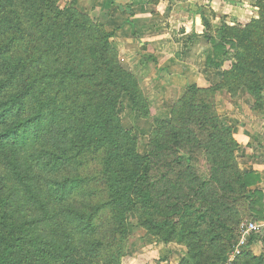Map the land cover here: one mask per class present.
<instances>
[{
	"label": "rangeland",
	"instance_id": "374dc122",
	"mask_svg": "<svg viewBox=\"0 0 264 264\" xmlns=\"http://www.w3.org/2000/svg\"><path fill=\"white\" fill-rule=\"evenodd\" d=\"M170 2L133 0L129 4L135 7L126 9L125 1V4L116 2L121 5L118 7L109 0H13L8 8L12 26L8 36L12 33L14 39L0 52V134L12 124L22 123L24 135L17 142L0 143V233L12 230L15 235L40 240L21 248L24 253L13 264H41L53 259L42 252V240L48 238V248L52 249L53 244L56 246L64 239L63 230L55 223L57 220L52 225L42 220L43 209L52 211L61 206H55L54 197L48 195L54 185L50 177L66 180L63 194L70 193L69 202L78 209L107 199L106 187L99 179L103 162L98 152L99 139L91 129L79 137L91 121L81 120L77 113L85 112L86 117L92 109L100 114L111 111L118 118L125 131L122 133L125 149L133 148L140 155L153 149L147 162L149 178L140 179L136 189L140 218L127 210L121 237H117L120 264H223L231 255L240 235V223L246 219L239 195L232 188L238 187V171L247 154L246 147L233 143L230 128L233 121L246 122L245 117L264 120V85L258 87L252 82L255 78L264 79V69L247 74L238 71L241 77L231 78L223 74L230 70L232 59L225 60L219 70L206 67L204 62L207 70H214L216 80L209 86L196 84L184 72L180 56L185 51L180 46L181 39L192 33L177 36L183 31L182 23L187 22L188 15L173 18L167 11ZM216 2L222 5L215 4L216 8L222 9L226 4ZM259 2L263 0L240 2L248 4L252 11L246 18L214 12L207 3L198 13L209 24L206 31L215 38L228 31L245 44L255 40L256 49L252 51L257 54V60H264V48L255 44L260 40L258 34L253 37L245 26V22L258 18ZM143 5L150 7V15H142ZM44 13L53 17L56 24L52 29L65 33L63 39L69 46L74 43L69 38L70 32L75 40L83 41L96 52L102 43L97 36L103 31L111 47L109 58L131 75L129 86L134 94L119 91L117 98L106 102L97 94H88L86 86L73 95L64 85L49 84L41 72L29 82L44 90L41 102L56 110L57 115L53 122L49 121L51 116L46 118L45 126L35 134L31 127L25 126V122L31 121L32 111L15 98L26 89L25 75L37 66L34 60L46 65L65 57L51 55L52 50L47 49L51 42H44L40 27L30 20L38 22L39 15ZM20 28L23 34L16 33ZM204 32L200 37L193 35L197 43L206 42ZM208 48L209 44L205 55ZM94 57L93 63L100 62L98 54ZM15 67L18 71L26 68L18 81L11 74ZM190 68L196 74L199 72L197 65ZM207 74L211 77V73ZM192 82L196 87L187 89ZM247 82L252 87H247ZM26 97V102L33 104L31 96ZM19 103L21 110L15 112L13 107ZM249 109L257 117L238 115ZM114 121H109L110 126ZM78 128L82 130L79 132ZM59 150L65 151L59 153L58 164L40 168L43 160L55 159ZM74 174H78L80 187L69 182ZM22 175H26L28 185L32 180L31 191L35 196L22 184ZM149 183L150 200L144 197ZM230 264L259 263L243 254Z\"/></svg>",
	"mask_w": 264,
	"mask_h": 264
},
{
	"label": "trees",
	"instance_id": "16d2710c",
	"mask_svg": "<svg viewBox=\"0 0 264 264\" xmlns=\"http://www.w3.org/2000/svg\"><path fill=\"white\" fill-rule=\"evenodd\" d=\"M38 1L41 2V0ZM12 5L13 0H0V52H3L7 47L6 45H9L14 39L12 33L8 36L9 32H11L9 29L12 27L11 20H9L10 11L8 8ZM257 6H259L260 10L258 18L245 22V26L253 37L258 34L260 40L258 39L255 44H258L260 48H264V0L263 2H259ZM39 16L40 21L38 22L30 20L32 24L36 23L40 27L39 31L44 42H51L52 46H48L47 49L52 50L51 55L55 53L56 55L65 57L62 60L54 59V63L48 62L46 65L34 60L33 62L37 66H33L32 70H27L28 74L25 75L26 79H28L26 89L20 91L17 94L18 98L15 99L21 101L26 110L32 111L33 116L30 118L31 121L29 124L25 122V126L32 128V133L38 134L41 128L45 126V119L51 116L49 121L53 122L57 115L56 110L41 102V99L44 101L42 98L44 90L36 89L34 84L29 82V80L33 82L41 72L49 84L64 85L73 95L74 93L77 95V89L78 91H82L86 86L89 87L87 90L88 94L90 92L97 94L106 102H111L117 98L119 91H132L134 94L129 86L131 75L115 59L109 58L111 47L106 42V34L103 31L97 36L98 39H101L102 43L96 52L92 49L93 47L84 44L83 41L75 40L70 32L69 38L74 43L69 46L68 41L63 39L65 33L52 29L56 24L51 19L53 17H47L45 13ZM200 18L202 20L203 16L200 15ZM202 25L205 31L204 39L209 44L205 58L206 67L219 70L225 60L232 59L233 64L230 70L225 72V75L223 74L224 77L231 78H235L233 77L234 75L237 78L241 77L238 71L247 74L251 73V71L256 73L264 69V60L262 58L257 60V54L252 51L255 48L253 46L255 40L252 39L250 43L245 44L244 40L231 36L228 31H224L221 37L215 38L206 31V28L209 26L206 20L202 22ZM16 33L23 34L22 28L17 29ZM249 39L245 42H248ZM95 54H98L100 60L96 64L92 62V56L95 58ZM249 57L257 64L252 63ZM25 69L18 71V67H15L11 74L18 81L22 77L20 74L26 72ZM252 82L256 83L258 87L264 85V79L261 78H255ZM245 85L252 87L248 82ZM194 86L195 84H189L187 89ZM251 92H254V90H251ZM26 95L31 96L33 104L31 101L26 102ZM21 103L13 107L15 112H20ZM92 110L86 117L85 112L77 113L81 120L91 121L88 126L84 127L79 137L87 134L88 129H91L99 139L98 144L101 145V150L98 152L102 154L103 159L101 169L99 170L101 173L99 179L104 188L106 187L104 194L107 199L100 204H90L88 208L78 209L69 202V195L71 194H63L67 189L66 180H53L50 177L49 181L54 185L51 187L53 190L49 191L48 195L54 197L55 206H61L59 209L56 210L54 208L52 211L46 208L43 209L44 218L42 220H46L49 225H52L53 221L57 220L55 223L63 230L64 239H61V242L56 246L53 244L52 249L48 248L50 247V243L47 242L48 238L42 240L44 247L42 252L50 255L53 259H49L41 264H120L118 259L119 248L116 241L119 239L117 237H121V225L126 218L127 210L134 211L140 218L138 207L136 206L137 201H139L136 189L140 179L143 177L149 178L147 174L149 169L147 162L150 159L149 156L153 154V149L147 150L144 155L138 154L133 148L125 149L123 146L124 142L122 141V133L125 131L121 129L118 118L111 111L107 112L105 110L103 114H100L98 110ZM112 119L115 121L110 126L109 121L111 122ZM23 127L22 123H17L5 128V132L0 134V143L6 140L17 142L22 139L24 135L22 133ZM81 130V128H78L79 132ZM231 139L233 143H236L233 138ZM64 151L59 150L55 154V159L43 160L40 168H44V166L53 168L55 164L60 162L61 156L59 153L62 155ZM40 153L43 154L44 151ZM49 155L52 156L53 154L50 153ZM141 171L144 173H141ZM77 175L74 174V177L69 182L80 187L78 180H76ZM25 178L26 175L21 176L20 180L22 184L26 186L31 196H35L31 191L34 189L32 180L28 185L25 182ZM247 185L246 179L242 177L241 170H239L238 187H233L232 190L239 195V205L244 210L243 216H246L247 212L252 214L256 210L254 208V199L257 192L253 189L247 190ZM72 189L73 187H70V190ZM151 192L152 186L149 183L148 190L145 192V199H151ZM256 218L257 216H255ZM5 234L7 237H5ZM251 239L252 236H250L249 241ZM39 242L40 240L38 241L33 237L25 238L24 236L15 235L12 230H8L7 233H0V264H13L18 255H23L24 251L21 248L24 249L29 244L32 245ZM53 248H56V250L53 251ZM243 254L258 260L259 264H264V258L261 255H253L245 249L242 250L240 255Z\"/></svg>",
	"mask_w": 264,
	"mask_h": 264
},
{
	"label": "crops",
	"instance_id": "0c3cea01",
	"mask_svg": "<svg viewBox=\"0 0 264 264\" xmlns=\"http://www.w3.org/2000/svg\"><path fill=\"white\" fill-rule=\"evenodd\" d=\"M80 1V0H77ZM95 0H90L93 2ZM113 1L114 6L121 7V3L123 1L128 2L126 5V9H133L135 6L130 5L133 0H109ZM162 1V0H161ZM172 4H171V2ZM219 3H226L221 8H216L214 5ZM243 0H168L170 2L169 8H167L168 14L174 18V15L179 18L180 16L184 17V13L188 16L185 18L186 23H182L184 26L182 32H178L177 36L187 35L188 33H192L191 35L184 36L181 39V47H185L180 55L182 58V63L184 67V72L190 75L196 84L199 86H209L213 81L216 80L214 70H207L208 68L204 67L205 62V50L207 47L205 43H197L195 37H200L204 31L203 25L200 23V14L198 10L207 4H210V8L214 12H219L224 15H231L233 18H246L250 15L249 12H252L249 8L248 4L240 3ZM116 2L120 4H116ZM123 3V4H125ZM207 3V4H206ZM120 5V6H119ZM219 7L222 5L217 4ZM148 7V8H147ZM148 5H143L141 7V11L143 16L150 15ZM148 11V13H146ZM191 14V15H189ZM199 14V15H198ZM174 21V20H173ZM176 39V38H175ZM189 39V40H187ZM197 65V69L199 72L196 74L193 70H191V66ZM199 66V68H198ZM189 67V70H188ZM216 71V70H215ZM183 72V73H184ZM207 73H211L210 76ZM174 75V74H173ZM172 75V76H173ZM174 77V76H173ZM211 79H213L211 81ZM194 82L190 84H195ZM241 117L249 116L257 117L255 111L243 110L238 113ZM234 117L236 115H233ZM246 122H235L233 121L230 133L233 140L238 144L239 147H246L247 157L244 162L240 164V169L242 173V177H244L248 183L247 190H256L257 194L254 199V208L256 210L252 212V214L247 212L245 216L246 221H254L257 224H260V228L251 233L248 236L247 241L243 249L249 251L253 255H261L264 258V120H249L248 117H245ZM255 216L257 218L255 219ZM250 236L252 239L249 241Z\"/></svg>",
	"mask_w": 264,
	"mask_h": 264
},
{
	"label": "built area",
	"instance_id": "2783aa9c",
	"mask_svg": "<svg viewBox=\"0 0 264 264\" xmlns=\"http://www.w3.org/2000/svg\"><path fill=\"white\" fill-rule=\"evenodd\" d=\"M260 224H257L254 221H246L240 223V235L239 238L233 248L231 255L227 258V260L223 264H230L231 261L234 260L238 255L241 254L243 247L246 244L247 238L251 233L256 232L260 228Z\"/></svg>",
	"mask_w": 264,
	"mask_h": 264
}]
</instances>
